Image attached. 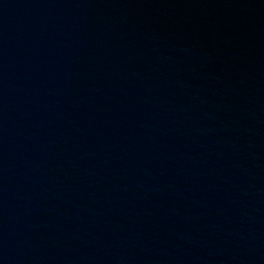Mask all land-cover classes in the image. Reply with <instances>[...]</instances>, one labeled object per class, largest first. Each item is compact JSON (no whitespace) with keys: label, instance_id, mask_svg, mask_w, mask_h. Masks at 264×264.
<instances>
[{"label":"water","instance_id":"obj_1","mask_svg":"<svg viewBox=\"0 0 264 264\" xmlns=\"http://www.w3.org/2000/svg\"><path fill=\"white\" fill-rule=\"evenodd\" d=\"M0 264H150L46 0H0Z\"/></svg>","mask_w":264,"mask_h":264}]
</instances>
